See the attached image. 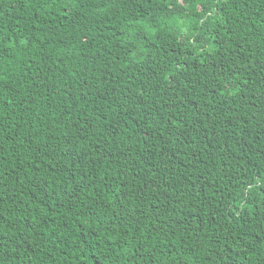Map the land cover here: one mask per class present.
<instances>
[{
    "label": "trees",
    "instance_id": "1",
    "mask_svg": "<svg viewBox=\"0 0 264 264\" xmlns=\"http://www.w3.org/2000/svg\"><path fill=\"white\" fill-rule=\"evenodd\" d=\"M0 264H264V0H0Z\"/></svg>",
    "mask_w": 264,
    "mask_h": 264
}]
</instances>
